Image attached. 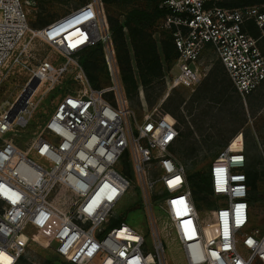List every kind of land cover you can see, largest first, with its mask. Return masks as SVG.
<instances>
[{
    "label": "built area",
    "instance_id": "built-area-1",
    "mask_svg": "<svg viewBox=\"0 0 264 264\" xmlns=\"http://www.w3.org/2000/svg\"><path fill=\"white\" fill-rule=\"evenodd\" d=\"M218 1L163 0L162 26L173 31V69L180 70L171 85L195 86L203 76L200 61L213 50L246 98L264 83V4L223 7ZM36 38L62 60L46 56L31 66ZM98 45L111 77L101 88L92 86L81 60ZM24 56L29 82L37 78L38 87L59 91V100L28 150L5 135L28 126L38 87L17 114V101L0 112V264H19L31 244L29 227L40 246L70 264H167L161 229L187 264H264V234L246 230L252 204L244 136L238 146L239 134L232 138L211 163L214 206L201 217L187 167L176 156L179 128L159 107L140 116L126 92L103 0L42 27L31 26L23 0H0V76L11 58L22 62ZM130 194L147 210L155 253L147 249L146 232L123 220L114 225L116 207Z\"/></svg>",
    "mask_w": 264,
    "mask_h": 264
},
{
    "label": "rangeland",
    "instance_id": "rangeland-1",
    "mask_svg": "<svg viewBox=\"0 0 264 264\" xmlns=\"http://www.w3.org/2000/svg\"><path fill=\"white\" fill-rule=\"evenodd\" d=\"M89 1L91 0H23L32 27H42ZM161 28L165 29L163 26ZM34 40L33 55L28 62L31 66L46 56L53 60L60 57L59 61L62 60L55 48L41 39ZM14 58L10 59L0 76V112L17 101L30 80L31 75L26 67L27 63L24 62L27 57L24 56L22 62H17ZM200 65L203 76L193 87H172L173 75L180 72L178 67L173 69V65L162 78H153L147 83L139 79L138 88L131 99L134 108L141 116L159 107L157 113L168 117L183 132L182 142L175 151L189 172H208L222 147L238 134V142L244 136L249 165L258 162L262 163L260 168L264 167V83L244 98L237 92L224 65L213 50L206 51ZM99 82L104 86L111 83L107 66L101 72ZM31 99L36 105L32 106L33 116L28 126L19 127L17 131L5 135L23 150H28L32 140L55 110L59 91L47 92V87L40 85ZM28 155L45 166L50 165L34 150H30ZM253 196L254 213L246 230L258 228L260 235H263L264 178L256 181ZM135 202H138L137 197L130 194L119 203L113 219L114 225H119L123 220L138 231L146 232L147 249L155 253L147 210L144 206H137ZM199 203L201 217L206 218V210L213 207L214 202L212 206H207L206 202L200 199ZM27 233L32 240L21 264H45L48 260H56L57 263L64 261L53 250L38 244L36 229L29 227ZM161 236L165 246L166 263L187 264L179 244L162 229ZM239 249L245 256L249 254L242 244ZM91 264H97V261ZM253 264L263 262L255 260Z\"/></svg>",
    "mask_w": 264,
    "mask_h": 264
},
{
    "label": "trees",
    "instance_id": "trees-1",
    "mask_svg": "<svg viewBox=\"0 0 264 264\" xmlns=\"http://www.w3.org/2000/svg\"><path fill=\"white\" fill-rule=\"evenodd\" d=\"M103 2L116 45L122 80L129 98L132 99L140 80L147 83L153 78L164 77L178 56L173 31L161 28L168 10L162 5L163 0H103ZM262 4L264 0L218 1V5L223 7ZM81 58L92 86L103 87L104 85H100L99 82L101 72L106 69L102 47L98 45L84 50ZM179 131L176 147L181 144L183 137V132ZM261 164L256 162L250 166L248 162L246 172L251 186L250 201L254 200L253 190L256 181L264 178V167L260 168ZM187 178L193 189L197 207H201L200 199H203L207 206H212L208 172H189L187 169ZM23 258L24 256L20 258L19 264ZM45 264L70 263L48 260Z\"/></svg>",
    "mask_w": 264,
    "mask_h": 264
},
{
    "label": "water",
    "instance_id": "water-1",
    "mask_svg": "<svg viewBox=\"0 0 264 264\" xmlns=\"http://www.w3.org/2000/svg\"><path fill=\"white\" fill-rule=\"evenodd\" d=\"M40 81L37 78L32 79L24 92L17 99L16 106L14 107V114H17L21 109L26 107L27 100L30 98L34 90L38 87Z\"/></svg>",
    "mask_w": 264,
    "mask_h": 264
},
{
    "label": "bare ground",
    "instance_id": "bare-ground-1",
    "mask_svg": "<svg viewBox=\"0 0 264 264\" xmlns=\"http://www.w3.org/2000/svg\"><path fill=\"white\" fill-rule=\"evenodd\" d=\"M75 27H76V26H74V27H68L67 29L63 30V31H64L63 34L68 33L69 31H71V30L74 29ZM238 145H240V142H238V141H235V142L233 143V146H238Z\"/></svg>",
    "mask_w": 264,
    "mask_h": 264
},
{
    "label": "crops",
    "instance_id": "crops-1",
    "mask_svg": "<svg viewBox=\"0 0 264 264\" xmlns=\"http://www.w3.org/2000/svg\"><path fill=\"white\" fill-rule=\"evenodd\" d=\"M248 162H249V161H248ZM250 197H251V194H250ZM253 202H254V200H253V201H251V204H252V208H251V218H252V216H253V213H254V212H253V208H254V207H253Z\"/></svg>",
    "mask_w": 264,
    "mask_h": 264
}]
</instances>
